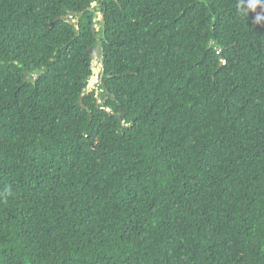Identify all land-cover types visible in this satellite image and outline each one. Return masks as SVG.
I'll use <instances>...</instances> for the list:
<instances>
[{
    "label": "trees",
    "instance_id": "obj_1",
    "mask_svg": "<svg viewBox=\"0 0 264 264\" xmlns=\"http://www.w3.org/2000/svg\"><path fill=\"white\" fill-rule=\"evenodd\" d=\"M0 264H264V0H0Z\"/></svg>",
    "mask_w": 264,
    "mask_h": 264
},
{
    "label": "rangeland",
    "instance_id": "obj_2",
    "mask_svg": "<svg viewBox=\"0 0 264 264\" xmlns=\"http://www.w3.org/2000/svg\"><path fill=\"white\" fill-rule=\"evenodd\" d=\"M100 17V16H99ZM98 30V28H96V31ZM98 60H99V58H98V56H97V54L95 53L94 54V61H93V66L96 68V66H97V64H98ZM91 84H95L96 83V81L95 80H93V81H91L90 82Z\"/></svg>",
    "mask_w": 264,
    "mask_h": 264
},
{
    "label": "water",
    "instance_id": "obj_3",
    "mask_svg": "<svg viewBox=\"0 0 264 264\" xmlns=\"http://www.w3.org/2000/svg\"><path fill=\"white\" fill-rule=\"evenodd\" d=\"M93 5H94V4H93ZM100 68H101V65L98 64V65L96 66V68L93 69V73H94V74H97V73L99 72ZM91 85H92V84L90 83V86H91Z\"/></svg>",
    "mask_w": 264,
    "mask_h": 264
},
{
    "label": "clouds",
    "instance_id": "obj_4",
    "mask_svg": "<svg viewBox=\"0 0 264 264\" xmlns=\"http://www.w3.org/2000/svg\"><path fill=\"white\" fill-rule=\"evenodd\" d=\"M77 22V21H76ZM72 23V22H71Z\"/></svg>",
    "mask_w": 264,
    "mask_h": 264
}]
</instances>
